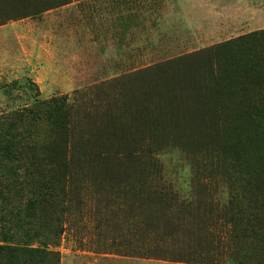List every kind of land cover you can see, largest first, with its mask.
Wrapping results in <instances>:
<instances>
[{
  "label": "rangeland",
  "instance_id": "rangeland-1",
  "mask_svg": "<svg viewBox=\"0 0 264 264\" xmlns=\"http://www.w3.org/2000/svg\"><path fill=\"white\" fill-rule=\"evenodd\" d=\"M250 34H264V0H0V119L57 98L69 109L65 127L45 116L0 126L10 245L57 252L58 264H206L179 260L205 249L206 215L172 214L157 193L226 210L228 175L264 176V115L253 120L237 102L230 71L264 52V35L249 51L222 49ZM236 115L253 121V147ZM26 144L62 155L53 211L39 201L43 177ZM171 227L164 257H142ZM207 264L241 263L227 254Z\"/></svg>",
  "mask_w": 264,
  "mask_h": 264
},
{
  "label": "trees",
  "instance_id": "trees-1",
  "mask_svg": "<svg viewBox=\"0 0 264 264\" xmlns=\"http://www.w3.org/2000/svg\"><path fill=\"white\" fill-rule=\"evenodd\" d=\"M58 6V5H56ZM261 35L264 34H250L248 36L239 37L235 43L227 42L222 46L228 55L232 48H240L241 50L249 51L254 49L261 43ZM260 41V42H259ZM221 48V47H219ZM239 53V52H237ZM236 64L230 67L233 82L236 83L239 98L238 103L242 104L245 109L249 111L248 115L257 120L259 116L264 115V52H260L256 57L243 63L236 60ZM239 64V65H238ZM230 66V65H229ZM221 67V66H220ZM221 70V68H220ZM219 75L221 77V72ZM221 83V82H220ZM218 89L216 101H222V94ZM226 100H228L226 98ZM40 111H43L40 113ZM69 111L66 100L62 98L53 99L46 103H38L34 108L23 109L11 116H4L0 119V126L5 128H13L21 126L24 122L36 123L42 116L49 117L55 125L59 124L65 127L66 119L69 118ZM239 115L234 116L236 129L240 135L249 140V144L254 145L251 140L253 134V121L249 123L242 119ZM251 122V123H250ZM13 140H16L13 137ZM63 141V137L59 139ZM12 147L11 144H6ZM49 154L50 159H44L41 154L37 153L36 144L32 146H20V152L24 151L29 156L33 166L34 176L43 178L41 181H35V191L39 194V201L46 206L47 210L53 211L59 203L60 192L56 191L55 184L50 183L52 176L56 169L66 167L62 159V155L56 151ZM124 154V153H123ZM44 155V154H43ZM53 160V161H52ZM156 164V163H155ZM151 170L158 169V166L149 164ZM49 176H46L45 174ZM47 177H49L47 179ZM228 182L231 191L228 206L226 210L217 209L209 205H195L192 202L179 201L177 196L171 193H157L160 199H165L168 203L169 212L172 214H180L181 217L189 215L192 212H202L206 215V222H208V231L205 234V249L198 250L192 253L187 258H181L186 262L202 261L207 263H214L216 259L222 258L227 254H231L238 258L241 264L246 262H254L252 264H264V247L261 245V255L257 253L255 246L262 241L264 243V209L258 205V199L261 196L259 187L264 188V176H249L247 175H228ZM47 179V180H46ZM244 189L240 192H235V187ZM150 195V194H149ZM147 195V197L149 196ZM206 199L205 193L202 194ZM0 200L6 201L7 195L0 190ZM3 210H0V219L2 218ZM10 228H8L9 230ZM5 227H0V235L3 245H0V264H45L43 257H49L50 263L58 264L59 260L55 257L59 254L57 252L51 253L47 250L39 248L20 247L19 245H10L9 235L4 232ZM174 237V229L171 227L164 233H161L156 239H147L141 251L142 257L161 258L164 257L167 247L172 246L169 241ZM232 250V251H231ZM206 256V257H201ZM55 258V261H54ZM216 258V259H215ZM174 259V258H173Z\"/></svg>",
  "mask_w": 264,
  "mask_h": 264
}]
</instances>
